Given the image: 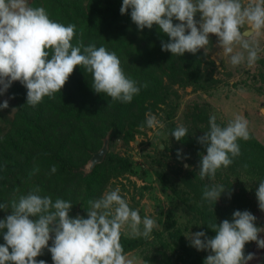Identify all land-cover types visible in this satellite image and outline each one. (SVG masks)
<instances>
[{
	"label": "clouds",
	"instance_id": "1",
	"mask_svg": "<svg viewBox=\"0 0 264 264\" xmlns=\"http://www.w3.org/2000/svg\"><path fill=\"white\" fill-rule=\"evenodd\" d=\"M129 10L139 31L158 25L169 37L167 42L161 41L165 52L178 56L196 54L209 44L210 35H215L218 47L230 56L233 66L246 62L253 67L259 59L264 0L247 4L244 0H123L121 15ZM173 20L179 23L174 24ZM75 32L76 25L52 21L44 7H33L29 0H0V96L19 81L27 89L26 105L35 108L45 97L54 100L79 66L91 74V87L96 94H105L114 103H131L140 87L123 71L116 53L94 43L85 45L80 39L74 45ZM237 47L242 51H236ZM8 107V100L0 104L2 109ZM209 124V130L199 137V143L206 148L199 164L201 180L214 179L218 170L232 165L241 155L238 141L250 139L248 121L241 116L222 127L213 115ZM145 125L150 129L163 127L151 113L146 114L141 128ZM187 132L186 127L178 126L171 135L181 141ZM56 171L53 165L51 172ZM38 172L39 168L34 167L29 176ZM40 192L37 186L13 199L10 212L5 211L8 204L0 203V210L10 213L0 220V234L5 241L0 245V264H46L36 259L45 248L54 264H131L120 242L121 230L150 240L157 227L154 219L142 218L138 209L130 208L118 188L88 200L87 218H71L70 201H53ZM226 192L230 198L231 190L224 185L208 184L202 189V198L209 205H216ZM255 194L259 210L264 212V181L258 184ZM256 219L248 210H236L231 221L208 225L216 233L214 237L204 231L191 233L190 246L209 253L204 264H249L254 255L245 256L246 243L256 242L264 249V239L259 238L264 228L256 226Z\"/></svg>",
	"mask_w": 264,
	"mask_h": 264
},
{
	"label": "rangeland",
	"instance_id": "2",
	"mask_svg": "<svg viewBox=\"0 0 264 264\" xmlns=\"http://www.w3.org/2000/svg\"><path fill=\"white\" fill-rule=\"evenodd\" d=\"M32 2L29 0L31 5ZM249 2L251 0H244L245 4ZM196 19H200L199 14ZM209 40L205 49L199 50L204 55L200 85L165 82L162 98L144 114V120L147 113L155 115L163 127L150 129L145 125L135 128L130 135L109 136L106 156L122 157L131 167L127 170H119L109 164L101 167L99 175L103 183L90 195L91 199L118 188L130 208L138 209L142 218L147 216L157 224L152 239L126 253L131 264H180L181 257L188 252L205 260L209 253L190 246L188 237L199 231L214 237L216 233L208 225L225 219L231 221L236 210L250 211L257 218L256 226L264 228V212L259 210L255 194L258 184L264 181L263 156L259 150L246 148L245 152V141L239 140L241 155L233 164L218 170L214 179L201 180L198 172L202 149L184 146L169 132L172 125L176 128L184 126L188 130L187 135L199 142V137L210 128L211 116L214 115L222 127L241 116L248 121L249 133L264 146V35L258 37L259 59L253 67H248L246 62L233 66L230 56H225L218 47V37L210 35ZM236 51L242 49L237 47ZM5 100H8L9 107L0 108V139L10 132V123L16 113L13 111L16 101L9 97L8 91L0 96V104ZM82 166L88 172V163L84 162ZM208 184L224 185L231 190V197L226 192L216 205H209L202 198V189ZM81 192L84 198L88 196L83 190ZM87 210L88 204H79L69 214L71 218L78 215L87 218ZM169 223L173 225L168 228ZM122 238L135 237L122 229ZM259 238L264 239V232ZM4 244L3 235H0V245ZM244 252L245 256L249 253L254 255L249 264H257L264 257V249L256 242L246 243ZM36 259L54 264L46 248Z\"/></svg>",
	"mask_w": 264,
	"mask_h": 264
},
{
	"label": "trees",
	"instance_id": "3",
	"mask_svg": "<svg viewBox=\"0 0 264 264\" xmlns=\"http://www.w3.org/2000/svg\"><path fill=\"white\" fill-rule=\"evenodd\" d=\"M122 3L123 0H33L32 6L44 7L52 21L76 25L74 45L80 39L85 45L94 43L115 52L123 71L137 82L140 93L131 103H114L105 94L93 91L91 74L78 66L54 100L45 97L33 108L26 105L27 89L19 81L14 82L8 93L10 98L15 97L16 113L10 132L0 139V203L9 205L5 211H11L13 199L37 186L42 196H50L53 201L57 198L70 201L71 210L79 204H88L90 195L103 183L99 175L101 167L106 164L119 170L131 167L122 157L106 156L109 136L130 135L140 127L146 111L162 98L165 82L200 85L204 55L198 51L178 56L163 51L161 41L167 42L169 37L158 25L139 31L131 20V10L121 15ZM175 128L171 126L170 134ZM178 142L191 149L199 146L202 149L199 156L206 154V148L189 135ZM105 145L107 152L102 161L89 168L94 154ZM246 148L259 150L264 174V146L250 133V139L243 144L244 151ZM79 162L82 163L75 167ZM84 162L88 163V172L85 166L81 167ZM53 165L57 171L52 176ZM34 167L39 172L30 177ZM82 190L88 194L86 198ZM5 211L0 210V220L10 214ZM172 225L167 224L168 228ZM120 242L126 254L147 240L135 237L122 238ZM52 245L49 243V247ZM204 261L188 252L181 257L180 264H204ZM257 264H264L263 256Z\"/></svg>",
	"mask_w": 264,
	"mask_h": 264
},
{
	"label": "water",
	"instance_id": "4",
	"mask_svg": "<svg viewBox=\"0 0 264 264\" xmlns=\"http://www.w3.org/2000/svg\"><path fill=\"white\" fill-rule=\"evenodd\" d=\"M106 152H107V146L105 145L98 153L94 154V156L89 162V168H91L93 165L97 163H100L104 155L106 154ZM53 240H54V236H53ZM53 240H51L52 243H53Z\"/></svg>",
	"mask_w": 264,
	"mask_h": 264
}]
</instances>
